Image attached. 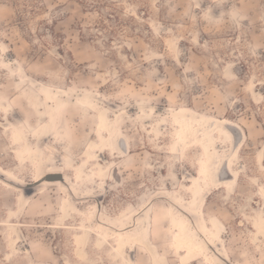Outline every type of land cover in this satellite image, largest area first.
<instances>
[{
  "label": "rangeland",
  "instance_id": "374dc122",
  "mask_svg": "<svg viewBox=\"0 0 264 264\" xmlns=\"http://www.w3.org/2000/svg\"><path fill=\"white\" fill-rule=\"evenodd\" d=\"M182 107L242 126L233 158L216 132L231 185L205 183L203 150L178 131ZM28 145L75 180L76 212L62 209L60 185L38 182L46 166ZM0 165L16 179L0 174V264H182L172 205L195 191L208 225H223L226 254L211 245L220 258L264 264V0H0ZM92 212L110 237L82 228ZM134 218L150 223L157 256L135 242L117 251L114 226Z\"/></svg>",
  "mask_w": 264,
  "mask_h": 264
},
{
  "label": "bare ground",
  "instance_id": "6f19581e",
  "mask_svg": "<svg viewBox=\"0 0 264 264\" xmlns=\"http://www.w3.org/2000/svg\"><path fill=\"white\" fill-rule=\"evenodd\" d=\"M66 93H68V91ZM105 112L106 111H101L98 113V126L103 132H105L106 135L109 133V137L105 136V142H109L114 149L119 150L120 145L119 146L117 145L115 138L117 132L116 127L114 126L115 124H112L107 119L108 117L106 116ZM177 115H178V119L176 123L178 125L179 128L178 131L182 137V141H184V143H189V144L190 142H195L200 146L201 150H203L204 157L202 158L203 161H202V165L200 164L201 166L200 169H201V176H203L206 181L205 183L213 184L215 187H223V186L231 185L237 177V172L234 170V168H231L229 169V172L233 175V179L228 180L222 178L223 176L220 174V171L224 167L223 166L224 162L226 161V159H228V154L226 155L221 153L219 149V147H221V140L218 139L216 132H219L220 134L224 135V137L227 138L228 141L231 142V144L232 143L234 144L233 153L230 156L231 158L234 154V151L236 150V147L238 146L235 130L236 129L239 130L241 134V139L247 137L246 133L245 132L243 133L242 131L243 130L242 126L241 125L239 126L238 123L229 120L227 118L217 119L213 117L209 118L206 116H200L195 110L187 107L180 108V110L177 112ZM49 118L50 121L46 122L44 126L42 125L39 129H37V133L35 134L37 139H39L40 141L42 139L44 140V137L50 135L52 131L56 130V125H57L55 119L56 115L53 114L52 116H49ZM209 121L215 122V125L210 126ZM41 128H48L49 130L44 135H41V131H40ZM212 130H214L213 136L211 135ZM121 139H123L122 136H120V140ZM27 150L31 153L32 157L37 158L40 161L39 163H41V165L46 166V168H44L45 173L39 175L40 178H38V182L40 183V181H42V184L45 186L60 185L59 189L61 193L64 194L62 209L65 211V213L66 212L69 213L70 211L76 212L78 210L77 203L82 202L83 196L81 195L82 193L78 192V186L75 184V180L70 179V177L63 171L62 167H60L57 163H55L54 158L51 155H48L47 157H43L41 153L40 145L37 147L28 145ZM0 174L12 181L16 180L14 174L10 170H7L6 168L2 167L1 165H0ZM53 176H57L58 178L53 179L52 178ZM197 183H195L196 188L198 187V185L200 186L199 182ZM182 205L183 208L181 209L178 208L175 204L172 205V209L174 211L177 210L178 213L181 214L182 216L180 220L177 219V221H175L176 224L175 226H177L176 228L179 231L178 232L179 234L175 236V239L178 242V246L180 247V249L184 250L186 253L185 255L180 256L182 264H187L189 261L198 258L205 259L207 264H226V261L220 258L219 255L220 253L214 251L211 248V245L217 244L218 246L222 247L221 249L222 253L226 254L227 252L226 248L224 247L223 237L221 235L222 226H223L222 223H220V221L217 218L211 217L209 222L212 227H210L205 220L204 195H202L200 191H195L194 201H186L182 203ZM89 215L90 218L88 225L82 228H85V231H92V229H98V231L101 232V234L103 233L104 236L109 235L110 237V234L114 232L110 230V226L104 224L103 221H99V219L94 217L95 215L93 214V212ZM194 216H197L199 218V224L195 223ZM149 224L150 223L147 224L145 223L144 225H142L139 219L134 218L131 219L130 223L128 222V224L125 225L126 227L123 229L118 228V226H114L117 228V229L115 228L116 229L115 231L118 233V235L121 236V240L119 241L117 251L120 253L124 251L126 245L125 242H135L145 247L149 251V253L157 256L156 253L154 252L155 245L151 242L150 239L147 238L148 234L151 231L150 227L148 226ZM83 237L84 236L82 234L78 236V239L79 240L84 239ZM86 238L84 240H86ZM15 240L17 239L15 238ZM104 240H106V238H104ZM157 260L158 259H156L154 264H159Z\"/></svg>",
  "mask_w": 264,
  "mask_h": 264
}]
</instances>
